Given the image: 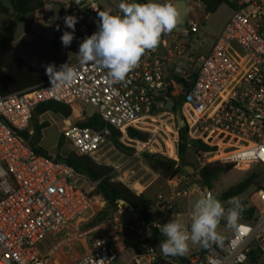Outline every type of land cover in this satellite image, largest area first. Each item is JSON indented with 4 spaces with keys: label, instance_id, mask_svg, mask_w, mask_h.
<instances>
[{
    "label": "built area",
    "instance_id": "built-area-1",
    "mask_svg": "<svg viewBox=\"0 0 264 264\" xmlns=\"http://www.w3.org/2000/svg\"><path fill=\"white\" fill-rule=\"evenodd\" d=\"M87 1L82 0L79 9ZM89 1V14L99 13L100 7ZM207 16H192L181 34L162 35L157 48L146 52L123 81L110 83L107 69L79 60L71 65L76 71L71 84L52 86L49 81L8 96L0 92V264H54L76 239H87L90 250L72 264H115L120 256L116 242L123 234L132 238L127 264H184L177 256H163L158 245L149 242L154 232L166 239L157 222L179 220L178 198L194 193L193 189H181L182 174L169 180V191L158 196L155 206L162 215L151 225L124 221L120 207L112 217L87 227L96 207H103L106 201L99 195L91 196V181L66 162L36 154L24 135L35 109L54 101L79 106L87 116L98 114L121 132L119 142L132 147L138 157L148 151L176 160V154L153 149L150 139H132L128 131L147 133L151 122L173 114L167 103L176 104L180 99L195 111L204 140L217 134L229 139L225 143L243 147L220 161L234 162L239 169L251 164L264 168V1L233 9L231 19L206 54L196 56L191 43L181 42V35L195 39ZM75 27L83 34L90 31L80 16ZM234 44L246 54L248 63L241 64L232 56ZM90 106L93 112H88ZM174 124L179 142L180 129L177 122ZM62 134L79 155L100 165H107L111 153H120L106 130L69 124ZM125 167L116 166L111 175L114 181L133 189L123 172ZM258 203L253 219L243 216L222 246L211 247L202 255L204 264H247L253 250L264 252V184L258 191ZM202 257L189 261L199 264Z\"/></svg>",
    "mask_w": 264,
    "mask_h": 264
},
{
    "label": "rangeland",
    "instance_id": "rangeland-1",
    "mask_svg": "<svg viewBox=\"0 0 264 264\" xmlns=\"http://www.w3.org/2000/svg\"><path fill=\"white\" fill-rule=\"evenodd\" d=\"M142 1L143 3L147 2V0ZM242 1L244 5L250 6L264 0ZM93 2L100 7L101 11H110L113 15L121 14L119 10V4L122 2L121 0H93ZM157 2L163 3L165 0H157ZM3 3L7 8H9L8 16H0V28L4 30L9 25V20L12 18L13 11L8 1H3ZM70 3H75V0H48V2L39 11L24 16L17 22L14 43L15 52L32 68L45 71V66L52 63L56 65L57 69H59L60 65L65 63L73 65L80 60L76 54L79 52L81 42L86 37L91 36L97 31L100 18L98 13L89 14L91 2L88 0L84 4V8L80 9V22L88 26L90 30L89 33L83 34L75 31L74 34L79 38L76 40L73 39L69 47H64L62 45L60 37L64 31H68L62 25V16L63 11ZM172 3L180 10L182 17V23L173 30L174 33H183L187 27L188 20L192 16H201L203 18L206 15V10L201 0H174ZM232 15L233 9L229 5L223 4L215 13L208 15L207 19L203 21V27L200 32L196 34L195 39L190 37L187 38L181 35V42L186 44L191 43L192 50H194L196 56L205 55L216 38L220 36ZM58 27L59 30H57ZM26 34H32L39 38L42 41L45 50L48 52V55L40 53L32 43L22 42V39ZM230 52L239 63L246 64L249 62L246 54L237 45L234 44ZM224 94H226V92H224ZM71 108L72 115L69 118H65L62 115L54 114L52 112L45 113L36 118V121L39 123L49 124V126L42 131L40 146L52 154H54L57 150L63 127L69 124L78 126L77 124L84 121L87 117L86 111L83 108L79 106ZM179 109H181L182 115L188 122L190 129L188 138L189 142L192 144V146L187 150L185 154V161L183 162L186 172L182 173L183 179L181 189H193L194 193H189L187 196L178 198L176 213L179 214L180 222L189 227L190 213L194 202L199 198L206 197L204 192L198 186V179L193 176L196 169H198L199 161L201 159L209 162L217 161L220 160L221 157L236 153L243 147L233 143H223L220 145L219 150L216 153L199 154L198 157L197 149L193 142L197 140H204V136L198 130L195 119V111L188 104H182ZM93 111L94 107H88V112ZM173 116L175 115L168 113L166 116L161 117L158 121L151 122L152 125L148 126L149 131L147 133L150 134L153 149L169 154L170 156H174L176 154V158L179 159L180 140L179 142H176L175 140L177 128L174 124L176 119H172ZM34 120L35 118L32 119L28 129L30 134H33L34 132ZM127 148L134 150L132 147ZM73 149L72 143L70 141H66L62 150L66 152ZM118 150L120 151L119 154L111 153L109 155V160L106 161L107 166L116 170V166L126 164L123 172L127 174L128 183L133 186V189L131 190L136 193H143L147 198L156 204L158 196L169 191L170 186L168 184V180L150 168L143 156L144 153L138 157L136 156L135 151ZM241 167V169L235 167V169L230 173L221 175L214 183L212 191L226 209L232 205H230L228 201L220 200L222 194L232 186L238 184L247 176L255 172L260 173L263 176L260 183L264 184V168L261 165L251 164L242 165ZM188 168H193L195 172H191V174H189L187 170ZM115 177H119V174L116 173ZM91 183V190H93L96 183ZM235 198L244 206L245 211L249 210L252 206L259 208L258 192L256 191V187H252L246 193ZM105 207L106 204L103 205V207L101 205L96 207V213L92 216L91 220L93 221L99 213L105 209ZM113 214L114 213L109 214L105 219L112 217ZM122 215V219L124 221L132 222L136 220V215L128 208H123ZM241 217L242 216H240L237 223L242 221ZM231 229L234 228L229 226L226 220L222 219L218 225L217 231L223 237H227ZM131 241V236L127 234L121 235L117 240L116 244L120 251V256L115 264H127L131 255L130 250H127V248L130 247ZM85 251L86 244L79 241L74 242L71 246L65 248V253L68 254V258H72L76 254H82ZM186 256L189 258L197 256L202 257L200 245H190V252ZM55 263H57L56 260H54V264ZM247 264L252 263L248 262ZM253 264H264V255H262L260 259Z\"/></svg>",
    "mask_w": 264,
    "mask_h": 264
},
{
    "label": "trees",
    "instance_id": "trees-1",
    "mask_svg": "<svg viewBox=\"0 0 264 264\" xmlns=\"http://www.w3.org/2000/svg\"><path fill=\"white\" fill-rule=\"evenodd\" d=\"M3 1H8L12 8V18L9 20V25L6 29L0 28V92L3 96L12 95L19 93L43 83L49 82V77L46 75V71H40L32 68L23 59H21L15 52L14 41L17 30V22L24 16L33 14L39 11L48 0H0V16L9 15V8H7ZM205 7L206 14L210 15L215 13L220 6L223 4L229 5L232 9H236L238 6L231 0H201ZM80 15V9L74 8V3L64 11L62 25L66 28L64 23V17L68 15L75 16ZM188 87V86H187ZM182 100L176 101L175 110L182 105ZM52 112L54 114L62 115L65 118H69L72 115V108L69 105H65L59 102L50 101L39 105L34 112V132L26 134L30 137L27 140V144L35 151L38 155H44L51 160L64 161L71 166L79 174L86 176L91 182L96 183L93 190L90 191L91 196L99 195L106 201L105 209L99 213V215L87 224V227H93L97 223L104 220L109 214L119 210L120 207L128 208L136 215V220L132 223H139L141 225H151L154 221L159 219L162 213L156 209L155 202H152L143 193H136L131 190L128 186L120 181H114L112 172L114 169L107 165L97 164L88 156L79 155L74 149L64 152L63 146L67 141L63 134L60 137V141L57 150L54 154L43 149L40 146V139L42 131L49 126L48 123H39L36 118L39 116ZM79 127L90 128L97 131L106 130L111 133V138L116 143L118 149L122 151H134L130 148L125 147L119 142L121 132L116 131L114 128L107 125L98 114L87 116L86 119L77 124ZM129 137L132 139H139L143 142H147L150 139V134L129 129ZM189 126L180 129V142H179V159L171 160L158 154H152L145 152L143 154L147 164L150 168L159 173L168 181L186 172L183 165L185 161V154L189 147ZM229 139L221 135H213L211 138L206 140L194 141V146L197 149V156L199 154H212L219 150L221 144L228 142ZM236 167L234 162H222L217 161H206L201 159L199 161L198 169H196L193 175L198 179V182H202L204 186H208L211 190L214 188V183L219 179L221 175L228 174ZM262 174L253 173L238 184L232 186L225 191L220 200L229 201L230 198L238 197L246 193L252 187H256L258 192L262 188ZM243 206V205H242ZM244 209V206H243ZM258 212V207L252 206L249 210L241 213L245 219H253ZM159 233L154 232L149 242L156 243L157 245L163 241ZM217 244H212L211 247H218ZM210 247V248H211ZM202 255L210 248H204L200 246ZM264 255V252L255 249L249 256V263H256L260 257ZM181 259L184 264H191L189 257L177 256ZM160 264V263H156Z\"/></svg>",
    "mask_w": 264,
    "mask_h": 264
},
{
    "label": "clouds",
    "instance_id": "clouds-1",
    "mask_svg": "<svg viewBox=\"0 0 264 264\" xmlns=\"http://www.w3.org/2000/svg\"><path fill=\"white\" fill-rule=\"evenodd\" d=\"M76 2L79 4V0ZM119 10L122 15L99 11L98 31L81 42L76 54L82 64L92 62L107 69L110 83L123 81L146 52L157 48L162 35L170 34L182 23L180 10L169 0L163 3L157 0L145 3L122 0ZM64 23L72 31H64L60 39L64 47H69L78 18L65 16ZM45 71L52 86L71 84L76 77L74 67L68 63L60 65L59 69L54 63L48 64ZM228 203L232 206L226 209L219 200L207 197L197 199L190 213V228L178 219H170L164 224L157 222L156 227L166 238L158 244L163 256H186L190 245L204 248H210L212 244L222 246L224 238L217 231L221 220L236 228L244 210L235 197L230 198Z\"/></svg>",
    "mask_w": 264,
    "mask_h": 264
},
{
    "label": "water",
    "instance_id": "water-1",
    "mask_svg": "<svg viewBox=\"0 0 264 264\" xmlns=\"http://www.w3.org/2000/svg\"><path fill=\"white\" fill-rule=\"evenodd\" d=\"M81 2H82V0H79V4H77V2L75 0L74 8H79ZM137 2L143 3L142 0H137ZM79 16H80L79 14L75 15V17H77L78 19H79ZM66 29L69 32L72 31V29H70V28L66 27ZM75 39H77V35L74 34V40ZM22 42L32 43L34 45V47L40 53H42L43 55H48V52L45 50L42 41L39 38H37L36 36H34L32 34H26L24 36V38L22 39ZM166 107L170 111H174L175 107H176V104H175V102L171 101V102L167 103ZM176 119H177V124H178L179 129H183V128L187 127V122H186L185 118L182 115L181 109H177L176 110ZM107 136L111 137V133L107 132ZM24 138L26 140L30 139V137L27 134L24 135ZM191 146H192V144L189 143V147H191ZM187 170H188L189 174H191V172H195V170L193 168H188ZM198 186L204 192V194L206 195L207 198L212 199V200H218V198L215 196L214 192L208 186H204L202 182H198ZM204 261H205V257L203 256L201 261L199 262V264H204Z\"/></svg>",
    "mask_w": 264,
    "mask_h": 264
},
{
    "label": "crops",
    "instance_id": "crops-1",
    "mask_svg": "<svg viewBox=\"0 0 264 264\" xmlns=\"http://www.w3.org/2000/svg\"><path fill=\"white\" fill-rule=\"evenodd\" d=\"M232 2H235L236 4H237V6H240V5H244V3H243V1L242 0H239V1H233V0H231ZM67 8H68V6H67ZM66 8V9H67ZM65 9V10H66ZM64 10V11H65ZM64 11H63V15H64ZM197 17V16H196ZM208 17V16H207ZM62 20H63V16H62ZM75 31H77V29H76V27H75ZM75 33V32H74ZM89 33V32H88ZM15 36H16V34H15ZM79 37L77 36V39H78ZM76 40V39H75ZM14 43H15V41H14ZM243 217V216H242ZM242 217H241V219H242ZM233 231V229H231V231L229 232V234L227 235V236H229L230 234H231V232ZM223 238H226V237H223ZM77 241H79V242H83L84 244H86V251L84 252V253H82V254H76L75 256H73L72 258H68V254H65V255H59L58 257H57V259H56V261H57V263H55V264H72L75 260H77L79 257H81L82 255H84L85 253H87L89 250H90V245H89V243H88V240L87 239H81V240H79V239H76V240H74L71 244H69L68 246H71L74 242H77ZM68 246H66V247H68Z\"/></svg>",
    "mask_w": 264,
    "mask_h": 264
},
{
    "label": "flooded vegetation",
    "instance_id": "flooded-vegetation-1",
    "mask_svg": "<svg viewBox=\"0 0 264 264\" xmlns=\"http://www.w3.org/2000/svg\"><path fill=\"white\" fill-rule=\"evenodd\" d=\"M176 107H178V105H176ZM174 114V113H173ZM175 116V119H176V113L174 114ZM184 117V116H183ZM186 120V119H185ZM176 122H177V119H176ZM186 122H187V120H186ZM187 126H188V122H187Z\"/></svg>",
    "mask_w": 264,
    "mask_h": 264
}]
</instances>
